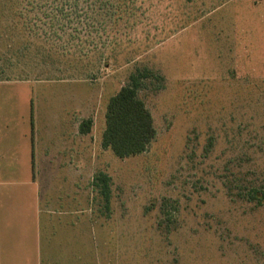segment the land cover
I'll list each match as a JSON object with an SVG mask.
<instances>
[{"label":"rangeland","instance_id":"1","mask_svg":"<svg viewBox=\"0 0 264 264\" xmlns=\"http://www.w3.org/2000/svg\"><path fill=\"white\" fill-rule=\"evenodd\" d=\"M130 2L61 32L0 6V81L25 84H0V118L81 88L109 202L93 191L78 264H264V0ZM131 75L156 136L118 158L100 145L105 106Z\"/></svg>","mask_w":264,"mask_h":264},{"label":"crops","instance_id":"2","mask_svg":"<svg viewBox=\"0 0 264 264\" xmlns=\"http://www.w3.org/2000/svg\"><path fill=\"white\" fill-rule=\"evenodd\" d=\"M77 91L49 89L27 107L16 100L18 114L0 118V264H78L83 238L98 237L88 212L99 139Z\"/></svg>","mask_w":264,"mask_h":264},{"label":"trees","instance_id":"3","mask_svg":"<svg viewBox=\"0 0 264 264\" xmlns=\"http://www.w3.org/2000/svg\"><path fill=\"white\" fill-rule=\"evenodd\" d=\"M131 3L130 0H0L1 9L12 5V8H9L11 9L9 18L21 21L23 29L30 31L35 27L39 29L48 26L49 29L57 27L60 32L62 28L73 22L78 24L86 22L85 27L90 29L92 22L89 16L98 12L104 13L112 21L120 19L125 8ZM30 12L34 13L32 17L29 15ZM50 33L52 36H57L55 31ZM139 86V77L131 75L130 83L121 86L110 96L105 106V126L100 145L102 148L110 149L118 158L145 152L156 136L151 113L144 102L137 97L136 91ZM90 124V120L83 122L84 133L90 130ZM93 184L99 188L107 206L109 177L104 173H98L94 176Z\"/></svg>","mask_w":264,"mask_h":264}]
</instances>
